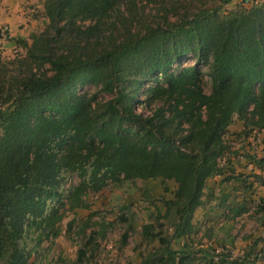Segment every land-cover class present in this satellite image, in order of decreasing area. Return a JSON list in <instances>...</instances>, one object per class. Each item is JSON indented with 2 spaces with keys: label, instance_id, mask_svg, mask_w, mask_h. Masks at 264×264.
I'll list each match as a JSON object with an SVG mask.
<instances>
[{
  "label": "trees",
  "instance_id": "1",
  "mask_svg": "<svg viewBox=\"0 0 264 264\" xmlns=\"http://www.w3.org/2000/svg\"><path fill=\"white\" fill-rule=\"evenodd\" d=\"M219 1L173 22H147L140 0L42 1L45 27L16 38L23 54L0 61V264H31L86 193L137 179L175 183L156 217L171 219L172 234L143 225L158 246L140 264H252L170 246L194 233L233 120L264 128V0L229 10L233 0ZM92 240L76 264L92 256Z\"/></svg>",
  "mask_w": 264,
  "mask_h": 264
},
{
  "label": "rangeland",
  "instance_id": "2",
  "mask_svg": "<svg viewBox=\"0 0 264 264\" xmlns=\"http://www.w3.org/2000/svg\"><path fill=\"white\" fill-rule=\"evenodd\" d=\"M42 1L25 5L28 20L31 21L30 26L26 28L28 37L31 33H38L46 25L47 20L42 14ZM237 2L242 0H233L231 4L223 5L222 10H229ZM219 4V0H140L138 6H144V18L147 22H161L166 18L173 22L197 9L216 7ZM21 54L23 50L18 46L7 48V51L0 49V61L6 62ZM192 63L193 59L190 57L182 61V64ZM91 90L95 92V89ZM203 91L208 92L206 83L203 84ZM243 130L248 133H243ZM223 139L231 150L219 161L222 174L206 182L202 197L204 204L195 212V218H199L196 227L202 233L203 223H206L202 213L208 208H215L222 199L227 198L235 204L244 201L247 209L244 214L227 219L221 213L220 220L224 223L213 231L219 241L226 233L237 240L248 236L259 244L261 232L264 230V217L260 212V207L264 206V128L249 130L234 119ZM258 160L263 161L262 167H257ZM76 181L75 177H71L66 186L75 185ZM174 189L175 183L170 180L137 179L116 185L109 184L99 192L86 193L83 196L86 207L64 213L57 224L58 236L41 243L38 255L29 259L31 264H76L78 247L89 236L93 238L94 252L90 258L84 259L82 264H140L148 250L158 246L157 240L145 242L142 238L143 225L162 224V227L155 228V232L162 230L161 234L166 238L172 234L171 219L156 217L163 214V202L173 198ZM69 224L70 229L67 230ZM125 232L127 235L123 240L122 235ZM200 233L180 242L194 249L199 244L204 246L208 241H202ZM190 243L193 246L189 245ZM170 246L177 248L174 241ZM261 259H264L263 254Z\"/></svg>",
  "mask_w": 264,
  "mask_h": 264
},
{
  "label": "crops",
  "instance_id": "3",
  "mask_svg": "<svg viewBox=\"0 0 264 264\" xmlns=\"http://www.w3.org/2000/svg\"><path fill=\"white\" fill-rule=\"evenodd\" d=\"M37 1L38 0H0V25H4L8 29L7 37L5 39H0L1 50L7 51V48H16L17 45L14 42L16 38L26 39L28 37L26 28L28 25L30 26L31 21L28 20V14L27 10L25 9V5L28 3H37ZM227 200V198L222 199L220 204H217L215 208H208L202 213L203 221H206V223H203L204 229L202 233H200L196 227V223L199 221V218H195V212L198 209L197 208L194 211L192 219V223L195 226L194 233L189 237H182L180 239L174 240L177 248L172 249L177 252L182 251L183 244L180 242V240L188 239L192 235L196 237L199 235L198 233H200L201 240L208 241V243L204 246L199 244V246L195 249L188 246L189 249L192 248L197 252V257L199 255H203L209 259L212 258L213 262H216L218 258H226L228 261L243 258L248 263L251 262L252 264H264V259H261V252L259 251L258 242H254L248 238V236L244 237L242 240H237L233 238V236L223 232L224 234L222 236L220 235L222 237L221 240H217L218 236L213 230L218 229L224 223V221L220 220V214L223 213L222 215H225L227 219L230 216H232L231 218H236L244 214L247 210L246 203L244 201L235 204L234 202ZM203 204L200 207H202ZM229 213L231 215H229ZM191 243L189 245H192ZM254 257L257 259L254 260ZM196 264L202 263L196 262Z\"/></svg>",
  "mask_w": 264,
  "mask_h": 264
},
{
  "label": "built area",
  "instance_id": "4",
  "mask_svg": "<svg viewBox=\"0 0 264 264\" xmlns=\"http://www.w3.org/2000/svg\"><path fill=\"white\" fill-rule=\"evenodd\" d=\"M8 29L4 25H0V39H5L7 37ZM261 241L259 243V251L264 255V230L261 232Z\"/></svg>",
  "mask_w": 264,
  "mask_h": 264
}]
</instances>
